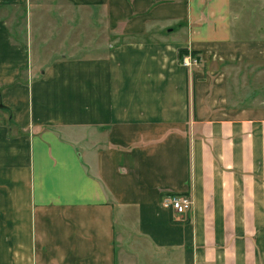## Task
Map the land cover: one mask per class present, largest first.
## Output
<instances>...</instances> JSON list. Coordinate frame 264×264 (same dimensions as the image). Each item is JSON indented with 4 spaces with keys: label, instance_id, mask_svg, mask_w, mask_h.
Masks as SVG:
<instances>
[{
    "label": "crops",
    "instance_id": "obj_1",
    "mask_svg": "<svg viewBox=\"0 0 264 264\" xmlns=\"http://www.w3.org/2000/svg\"><path fill=\"white\" fill-rule=\"evenodd\" d=\"M25 3L21 41L0 17V264H264V99L227 71L264 63V0L0 9Z\"/></svg>",
    "mask_w": 264,
    "mask_h": 264
},
{
    "label": "rangeland",
    "instance_id": "obj_2",
    "mask_svg": "<svg viewBox=\"0 0 264 264\" xmlns=\"http://www.w3.org/2000/svg\"><path fill=\"white\" fill-rule=\"evenodd\" d=\"M34 5L32 8L33 19L37 26L42 25V21L46 22L48 26L53 25L54 20L47 19V13L45 12L46 5L44 1L47 0H32ZM40 1V2H38ZM38 2V3H37ZM29 11V6L25 3L23 6L11 9H0V17L5 20L11 30L12 35H16L18 40L21 41L23 34L25 35L26 30V13ZM41 11V12H40ZM43 19V20H42ZM44 25V24H43ZM15 36V37H16ZM55 42H50V52H54L53 55L57 54L55 52L61 51V40L62 37H54ZM130 40V39H128ZM73 42H76L74 39ZM88 43V41L83 38V44ZM100 43V41H99ZM86 46V45H85ZM83 46V47H85ZM100 47V46H99ZM83 56L96 55L97 53L89 52V50L83 51ZM42 57V56H41ZM43 59L42 61H44ZM231 72V81L234 87V99L233 101L238 105L243 103V99H250L249 102L246 101L244 104L256 105L259 104L264 99V63L249 65H232V67L227 70ZM254 96V97H253ZM8 260L2 261V264H9ZM18 264H25L24 262H18Z\"/></svg>",
    "mask_w": 264,
    "mask_h": 264
},
{
    "label": "built area",
    "instance_id": "obj_3",
    "mask_svg": "<svg viewBox=\"0 0 264 264\" xmlns=\"http://www.w3.org/2000/svg\"><path fill=\"white\" fill-rule=\"evenodd\" d=\"M197 64V58L187 55L182 59V65L188 69ZM165 208H169L177 216H185L191 211L192 202L187 196L169 194L162 202Z\"/></svg>",
    "mask_w": 264,
    "mask_h": 264
},
{
    "label": "water",
    "instance_id": "obj_4",
    "mask_svg": "<svg viewBox=\"0 0 264 264\" xmlns=\"http://www.w3.org/2000/svg\"><path fill=\"white\" fill-rule=\"evenodd\" d=\"M3 108V106L2 105H0V109H2Z\"/></svg>",
    "mask_w": 264,
    "mask_h": 264
}]
</instances>
